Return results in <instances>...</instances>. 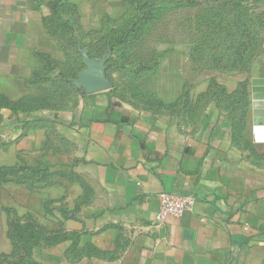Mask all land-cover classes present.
<instances>
[{"label": "crops", "instance_id": "crops-1", "mask_svg": "<svg viewBox=\"0 0 264 264\" xmlns=\"http://www.w3.org/2000/svg\"><path fill=\"white\" fill-rule=\"evenodd\" d=\"M69 9L97 31L124 4L0 0V170L50 235L38 264H264V51L177 116L89 91L52 22ZM163 191L193 209L159 219Z\"/></svg>", "mask_w": 264, "mask_h": 264}, {"label": "rangeland", "instance_id": "rangeland-1", "mask_svg": "<svg viewBox=\"0 0 264 264\" xmlns=\"http://www.w3.org/2000/svg\"><path fill=\"white\" fill-rule=\"evenodd\" d=\"M123 4L119 18L104 17L97 31L80 26L76 10L58 11L52 22L61 30L58 36L65 50L83 53L81 58L72 57L73 66L86 67L87 61L97 67L109 90L136 106L186 115L193 82L209 83L211 92L222 93L215 85L243 73L263 54L264 0H123ZM177 72L184 73L183 80ZM180 81L189 86L178 94ZM4 171H0V264H38L50 235L39 220L17 206L15 189L4 186L15 182V171L8 170L7 175ZM46 176L37 173L38 178Z\"/></svg>", "mask_w": 264, "mask_h": 264}, {"label": "built area", "instance_id": "built-area-1", "mask_svg": "<svg viewBox=\"0 0 264 264\" xmlns=\"http://www.w3.org/2000/svg\"><path fill=\"white\" fill-rule=\"evenodd\" d=\"M159 210L158 218L180 217L185 212L191 211L195 204V198L191 195H182L169 192L158 194Z\"/></svg>", "mask_w": 264, "mask_h": 264}, {"label": "water", "instance_id": "water-1", "mask_svg": "<svg viewBox=\"0 0 264 264\" xmlns=\"http://www.w3.org/2000/svg\"><path fill=\"white\" fill-rule=\"evenodd\" d=\"M85 64L87 66L82 72L81 81L86 86V88L89 91H99L108 89L110 85L103 78L102 72L99 71L97 67L89 65L87 61Z\"/></svg>", "mask_w": 264, "mask_h": 264}, {"label": "trees", "instance_id": "trees-1", "mask_svg": "<svg viewBox=\"0 0 264 264\" xmlns=\"http://www.w3.org/2000/svg\"><path fill=\"white\" fill-rule=\"evenodd\" d=\"M4 170H5V171H4ZM8 170H9V171H14V169H13V168H10V167H9V168H4L3 170H0V171H4V172L6 173V175H7V174H8V173H7ZM14 173H15V172H14ZM15 175H16V174H15ZM29 179H30V178H29Z\"/></svg>", "mask_w": 264, "mask_h": 264}]
</instances>
